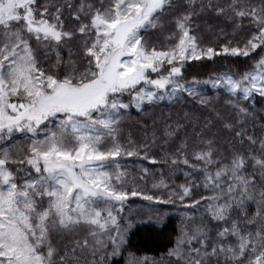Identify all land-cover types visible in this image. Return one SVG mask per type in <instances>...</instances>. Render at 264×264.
<instances>
[{"label":"snow or ice","instance_id":"snow-or-ice-1","mask_svg":"<svg viewBox=\"0 0 264 264\" xmlns=\"http://www.w3.org/2000/svg\"><path fill=\"white\" fill-rule=\"evenodd\" d=\"M0 264H264V0H0Z\"/></svg>","mask_w":264,"mask_h":264},{"label":"trees","instance_id":"trees-1","mask_svg":"<svg viewBox=\"0 0 264 264\" xmlns=\"http://www.w3.org/2000/svg\"><path fill=\"white\" fill-rule=\"evenodd\" d=\"M174 223H177L178 224L179 221L176 220V221H174ZM140 247L142 249H144V251L147 252V254H149V255H153V254H156L159 251H163V248L162 247H158L155 242H151V243L142 242L140 244Z\"/></svg>","mask_w":264,"mask_h":264}]
</instances>
